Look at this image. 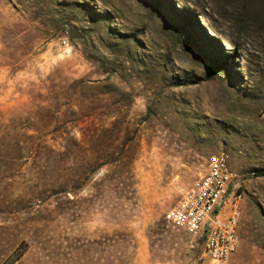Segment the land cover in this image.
Instances as JSON below:
<instances>
[{
    "label": "rangeland",
    "instance_id": "374dc122",
    "mask_svg": "<svg viewBox=\"0 0 264 264\" xmlns=\"http://www.w3.org/2000/svg\"><path fill=\"white\" fill-rule=\"evenodd\" d=\"M223 153L216 262L167 213ZM262 172L264 0H0V264H264Z\"/></svg>",
    "mask_w": 264,
    "mask_h": 264
},
{
    "label": "built area",
    "instance_id": "2783aa9c",
    "mask_svg": "<svg viewBox=\"0 0 264 264\" xmlns=\"http://www.w3.org/2000/svg\"><path fill=\"white\" fill-rule=\"evenodd\" d=\"M239 174L223 168V160L207 162V168L167 213L174 228L204 241V253L225 262L239 246L240 204L243 195H232ZM229 211V215L225 216ZM225 214V215H224Z\"/></svg>",
    "mask_w": 264,
    "mask_h": 264
},
{
    "label": "trees",
    "instance_id": "16d2710c",
    "mask_svg": "<svg viewBox=\"0 0 264 264\" xmlns=\"http://www.w3.org/2000/svg\"><path fill=\"white\" fill-rule=\"evenodd\" d=\"M192 20L194 19L192 18ZM211 58H212L211 60L213 62V65H211V70H210V74L208 78H213L215 76H221V75H229V68L232 65V62L235 58V52H232L227 55H221V56L215 53L214 55H212ZM44 142H45L44 140L42 142L40 141V144ZM256 176H264V172L258 173ZM78 177L80 176L77 175L74 181H71L69 185H66L64 182L59 183V180H57L55 181V183H53L52 188L53 190H57L60 192H67V190L69 189L73 191H77L82 186V181Z\"/></svg>",
    "mask_w": 264,
    "mask_h": 264
},
{
    "label": "bare ground",
    "instance_id": "6f19581e",
    "mask_svg": "<svg viewBox=\"0 0 264 264\" xmlns=\"http://www.w3.org/2000/svg\"><path fill=\"white\" fill-rule=\"evenodd\" d=\"M218 160H223V168L232 170L229 166V159L228 156H226L224 153L223 154H217V155H213L210 158L209 162H217ZM232 189H234V187H232ZM233 192V191H232ZM235 195H239V190Z\"/></svg>",
    "mask_w": 264,
    "mask_h": 264
}]
</instances>
